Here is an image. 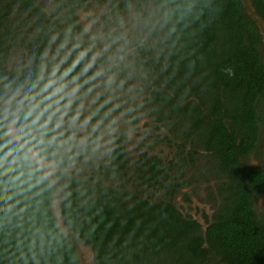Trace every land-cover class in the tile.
<instances>
[{
  "label": "trees",
  "instance_id": "16d2710c",
  "mask_svg": "<svg viewBox=\"0 0 264 264\" xmlns=\"http://www.w3.org/2000/svg\"><path fill=\"white\" fill-rule=\"evenodd\" d=\"M55 1L47 14L38 0H0V264H82L77 241L56 222L55 185L32 162L30 149L57 164L66 178L61 216L91 248L92 264H209L214 257L222 264H264V217L256 211L259 199L264 208V169L247 163L262 143L264 60L258 24L242 1L109 0L110 15L143 5L154 9L152 16L143 11L149 28L143 34L149 33L130 57L149 86L151 116L176 140L198 143L225 179L219 186L223 199L205 230L171 199L155 201L122 184H95L68 173L61 130L74 107L60 78L92 92L93 41L78 13L108 0ZM252 4L264 21V0ZM18 51L26 53L27 66L9 70ZM122 66L117 69L125 76ZM16 95L25 103L16 102ZM8 101L16 109L12 117L2 111ZM101 102L92 113L108 120V105ZM136 110L132 114L139 115ZM9 120L25 143L8 134ZM128 163L120 135L105 167L128 182ZM138 179L148 188L170 185L158 157H146Z\"/></svg>",
  "mask_w": 264,
  "mask_h": 264
},
{
  "label": "rangeland",
  "instance_id": "374dc122",
  "mask_svg": "<svg viewBox=\"0 0 264 264\" xmlns=\"http://www.w3.org/2000/svg\"><path fill=\"white\" fill-rule=\"evenodd\" d=\"M241 1L247 15L258 24L264 60V21L255 12L252 0ZM38 2L47 14H51L57 4L55 0H38ZM111 11L108 0L104 3H90L78 13L80 25L86 29L89 38L93 41V46H90L92 57L90 66L97 80L92 92L87 94L83 88L84 92H81L76 83L67 78H60V84L70 91L68 98L73 101L70 103L74 107L72 115L65 119L61 130L64 139L60 149L62 155L68 158L71 164L67 171L79 179L95 184L109 186L122 184L129 190L138 191L155 201L171 199L184 216L197 220L205 230L207 222L212 221L216 208L223 199L222 195H219V186L225 179L216 160L202 150L198 143L176 140L168 127L154 121V117L151 116L153 107L145 101L149 94V86L143 85L144 80L140 71L136 70L134 62L130 63V57H136L137 45L149 33L148 30L146 34H143V29L147 28L143 11L152 16L154 9L150 5L145 7L143 5L139 9L131 7L124 13L110 15ZM117 37L119 39L116 43H112ZM108 44H111V47L105 49V45ZM20 51L22 52V49ZM20 51L10 58L6 68L14 70L27 66L26 53L23 55ZM63 56H66L65 52ZM121 56L122 60L119 59ZM100 59L106 62L102 63ZM117 60L118 63H116ZM123 62H128L131 66H122ZM121 66L124 67L125 76L117 69ZM114 74L115 80L109 84L108 77ZM100 97L108 100L107 103L101 102ZM15 101L24 104L26 97L16 95ZM99 102L108 105L105 112L109 117L108 120L94 118L92 112ZM133 107L137 108L139 115L132 114ZM2 111L12 117L16 109L12 108L11 101H8L3 104ZM262 116L264 117V114ZM8 129H11L15 136L14 140L20 144L25 143L22 130L17 128L11 120L8 121ZM120 135L125 138V147L129 153L127 178L130 181L128 182L125 178L114 177L105 167L111 146ZM149 153L159 157L166 165L170 185L162 181L161 185L148 188L138 179L137 168L140 160L144 154ZM29 156L47 179L55 185L52 209L60 230L77 241L76 246L81 263L92 264L91 248L78 241L75 235L67 230L61 216L60 203L64 197L66 178L60 177V167L53 162H44L35 149L29 150ZM247 163L264 169V122L260 148L249 156ZM256 211L260 218L264 217L262 199L257 201ZM209 264L222 263L214 257Z\"/></svg>",
  "mask_w": 264,
  "mask_h": 264
},
{
  "label": "flooded vegetation",
  "instance_id": "af4514ba",
  "mask_svg": "<svg viewBox=\"0 0 264 264\" xmlns=\"http://www.w3.org/2000/svg\"><path fill=\"white\" fill-rule=\"evenodd\" d=\"M127 153H128V151H127ZM128 156H129V153H128ZM149 157L150 159H152L153 157H157V156H153L152 154H144L143 155V157H142V159L140 160V164H139V166H138V168H137V172H138V176L140 175V172H141V169L143 168V165H144V163L146 162V157ZM159 158V157H158ZM44 162H47V163H52L53 161H51V160H44V159H42ZM130 160V159H129ZM54 163V162H53ZM55 164V163H54ZM57 165V164H56ZM128 166H129V163H128Z\"/></svg>",
  "mask_w": 264,
  "mask_h": 264
},
{
  "label": "clouds",
  "instance_id": "9594fccd",
  "mask_svg": "<svg viewBox=\"0 0 264 264\" xmlns=\"http://www.w3.org/2000/svg\"><path fill=\"white\" fill-rule=\"evenodd\" d=\"M118 39H119V37L113 39L112 43H116V40H118ZM109 47H111V44L105 45V49H107V48H109ZM119 59L122 60L123 57L121 56ZM118 62H119V61L117 60L116 63H118ZM228 71H229V73L231 74V70H228ZM108 80H109V84H111L112 82H114V80H115V74H114L113 76H109V77H108Z\"/></svg>",
  "mask_w": 264,
  "mask_h": 264
},
{
  "label": "water",
  "instance_id": "95a60500",
  "mask_svg": "<svg viewBox=\"0 0 264 264\" xmlns=\"http://www.w3.org/2000/svg\"><path fill=\"white\" fill-rule=\"evenodd\" d=\"M8 134L12 137V138H14L15 139V136L13 135V133H12V131H11V129H8Z\"/></svg>",
  "mask_w": 264,
  "mask_h": 264
}]
</instances>
